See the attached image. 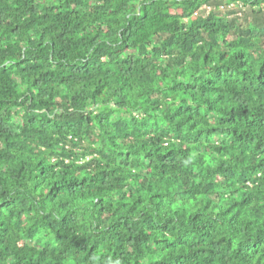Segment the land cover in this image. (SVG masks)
Listing matches in <instances>:
<instances>
[{"label": "clouds", "instance_id": "clouds-1", "mask_svg": "<svg viewBox=\"0 0 264 264\" xmlns=\"http://www.w3.org/2000/svg\"><path fill=\"white\" fill-rule=\"evenodd\" d=\"M0 264H264V0H0Z\"/></svg>", "mask_w": 264, "mask_h": 264}]
</instances>
